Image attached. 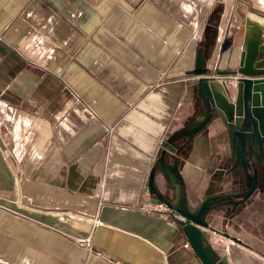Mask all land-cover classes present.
<instances>
[{
    "label": "crops",
    "instance_id": "0c3cea01",
    "mask_svg": "<svg viewBox=\"0 0 264 264\" xmlns=\"http://www.w3.org/2000/svg\"><path fill=\"white\" fill-rule=\"evenodd\" d=\"M238 7L264 14V0H0V264H202L180 217L142 207L161 202L147 179L174 136L165 161L192 208L237 188L225 125L181 130L204 115L187 75L199 48L236 66ZM213 221L242 242L205 231L229 264H264V198Z\"/></svg>",
    "mask_w": 264,
    "mask_h": 264
},
{
    "label": "water",
    "instance_id": "95a60500",
    "mask_svg": "<svg viewBox=\"0 0 264 264\" xmlns=\"http://www.w3.org/2000/svg\"><path fill=\"white\" fill-rule=\"evenodd\" d=\"M236 14L239 19V26L234 32V45L239 50L234 60L236 66L228 70H214L209 66L202 46L199 48L194 68L188 71L187 75L197 79L196 87L204 115L190 130L184 128L181 132H187L190 138L194 137L214 119H219L227 128L234 156L244 166V174L248 177L251 156L261 155L263 160L260 166H264V14L241 7L236 9ZM219 20L218 16L216 29ZM171 139L172 137L168 138L161 145L156 164L148 175L147 188L151 195L180 217L177 220L180 230L202 264H229L227 256L220 255L213 248L205 231L217 233L240 245L242 242L209 226L206 219L211 215L215 204L224 201V197L236 195L208 199L209 201L192 208L188 204L184 182L178 174L176 162L169 166L165 161L167 152L173 155L176 152L169 145L172 144ZM157 168L165 181L168 180L166 169L173 175L180 187L178 204L167 199L165 185L157 180ZM256 183L257 176L254 174L241 202H246L253 196ZM234 205L238 203L234 202Z\"/></svg>",
    "mask_w": 264,
    "mask_h": 264
},
{
    "label": "flooded vegetation",
    "instance_id": "af4514ba",
    "mask_svg": "<svg viewBox=\"0 0 264 264\" xmlns=\"http://www.w3.org/2000/svg\"><path fill=\"white\" fill-rule=\"evenodd\" d=\"M190 130V128H187ZM177 136L172 137L171 141L172 143L176 139ZM187 138H190L189 135L187 134ZM175 154L177 155L178 151L175 149ZM233 156H232V164L231 166L225 170V177H230V180L233 181V186L237 187L234 189V193H226V194H219L216 196H213V198H206L204 199L201 203L204 201H209L208 199H215V197H223L224 195H230V194H235L236 197H224V201L219 202L218 204H215L212 207V213L210 216L207 217L206 221L208 222L209 226L215 228L216 230L223 232L219 230L218 228L215 227L214 225V217L219 214V216H223L225 214H235L237 210L239 209H246L247 207H250V204L253 203V200L255 198H258V201L262 200L264 198V194L260 193L257 195V191L260 185L264 186V166H260L261 161L263 158L261 155H253L251 156V159L249 160V166H248V177L244 174V166L241 165V162L236 160V157L234 156V151ZM167 154V153H166ZM174 154V155H175ZM178 156V155H177ZM175 162V161H174ZM256 174L257 176V183H256V189L253 194V196L246 202H241L242 195L247 192V188L251 185V180ZM234 202L238 203V205H234ZM257 202V201H256ZM256 202L254 204H256ZM200 203V204H201ZM249 203V204H248ZM198 204V205H200ZM248 204V205H247ZM197 205V206H198Z\"/></svg>",
    "mask_w": 264,
    "mask_h": 264
},
{
    "label": "built area",
    "instance_id": "2783aa9c",
    "mask_svg": "<svg viewBox=\"0 0 264 264\" xmlns=\"http://www.w3.org/2000/svg\"><path fill=\"white\" fill-rule=\"evenodd\" d=\"M107 131L110 132L111 130L107 129ZM3 145L5 147L7 144L5 142H3ZM142 209L149 214H160V215H162V214H172L173 213V211L170 208H168V206L162 202L144 206V207H142ZM184 247L190 248V245L188 243H185Z\"/></svg>",
    "mask_w": 264,
    "mask_h": 264
},
{
    "label": "trees",
    "instance_id": "16d2710c",
    "mask_svg": "<svg viewBox=\"0 0 264 264\" xmlns=\"http://www.w3.org/2000/svg\"><path fill=\"white\" fill-rule=\"evenodd\" d=\"M209 24V23H208ZM212 25V24H211ZM209 26H210V24H209Z\"/></svg>",
    "mask_w": 264,
    "mask_h": 264
}]
</instances>
